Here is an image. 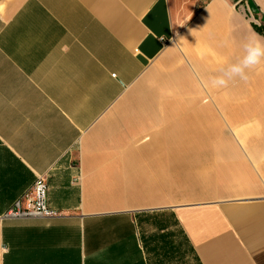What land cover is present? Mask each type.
<instances>
[{"label":"crops","instance_id":"0c3cea01","mask_svg":"<svg viewBox=\"0 0 264 264\" xmlns=\"http://www.w3.org/2000/svg\"><path fill=\"white\" fill-rule=\"evenodd\" d=\"M242 5L257 23L233 0H0V264H264V57L230 74L264 0ZM172 103L210 106L208 150L170 147L196 140ZM41 176L54 215L5 218Z\"/></svg>","mask_w":264,"mask_h":264},{"label":"rangeland","instance_id":"374dc122","mask_svg":"<svg viewBox=\"0 0 264 264\" xmlns=\"http://www.w3.org/2000/svg\"><path fill=\"white\" fill-rule=\"evenodd\" d=\"M163 110L166 112L165 116L170 117L171 119H181L180 125L182 128L186 129L184 135L187 137L195 138V144H189L188 140L183 139H169L170 147L178 146L183 141L186 144H183L184 149H209L210 144V133L208 130H203V126L209 124L207 121L211 117V108L209 105H199L198 103H172L163 107Z\"/></svg>","mask_w":264,"mask_h":264},{"label":"built area","instance_id":"2783aa9c","mask_svg":"<svg viewBox=\"0 0 264 264\" xmlns=\"http://www.w3.org/2000/svg\"><path fill=\"white\" fill-rule=\"evenodd\" d=\"M254 18V17H253ZM255 23L256 20L252 19ZM81 181L79 176L76 180ZM49 188L46 176L38 177L30 193L17 201L5 215L7 219L47 218L54 215L48 205Z\"/></svg>","mask_w":264,"mask_h":264},{"label":"clouds","instance_id":"9594fccd","mask_svg":"<svg viewBox=\"0 0 264 264\" xmlns=\"http://www.w3.org/2000/svg\"><path fill=\"white\" fill-rule=\"evenodd\" d=\"M176 38H180L177 36ZM247 55L240 64L234 65L230 68V74L239 75L243 79H247L245 69L260 62L261 57H264V46L258 41H250L246 46ZM215 85H222L225 83L223 79L214 80Z\"/></svg>","mask_w":264,"mask_h":264},{"label":"trees","instance_id":"16d2710c","mask_svg":"<svg viewBox=\"0 0 264 264\" xmlns=\"http://www.w3.org/2000/svg\"><path fill=\"white\" fill-rule=\"evenodd\" d=\"M234 3H239V5H241V10L243 11V13L245 14V16H247V18L249 19H253L252 16V11H249L248 7L245 5H242V3L244 2V0H233ZM257 30L264 35V27H258L257 25H255Z\"/></svg>","mask_w":264,"mask_h":264}]
</instances>
